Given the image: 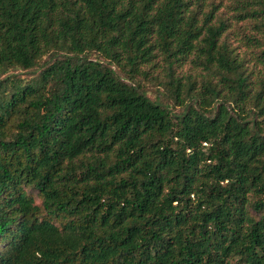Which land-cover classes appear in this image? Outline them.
<instances>
[{"label":"trees","instance_id":"16d2710c","mask_svg":"<svg viewBox=\"0 0 264 264\" xmlns=\"http://www.w3.org/2000/svg\"><path fill=\"white\" fill-rule=\"evenodd\" d=\"M9 71L0 264H264V0H0Z\"/></svg>","mask_w":264,"mask_h":264},{"label":"rangeland","instance_id":"374dc122","mask_svg":"<svg viewBox=\"0 0 264 264\" xmlns=\"http://www.w3.org/2000/svg\"><path fill=\"white\" fill-rule=\"evenodd\" d=\"M225 1H228V0H224ZM235 45H238V44H235ZM233 45V46H235ZM239 46H242V49L239 51L241 52L242 50H245V46H243L241 43L239 44ZM13 72L12 71H9L8 73H5L3 75H0V79H3L5 78L6 76L12 74ZM14 74H20L19 72H15ZM38 74L35 73L34 75L31 74H24V73H21V78H26V79H31V78H34L36 77ZM141 83L144 84V88L145 90H147L149 92V96L152 97L153 95L156 94L155 91H159V90H162L161 88L158 89L157 87H155V85L153 83H150V82H147V81H142ZM180 111V108H173V112L175 113H178ZM9 126V125H8ZM6 129H8V132L11 134L12 133V129H13V126L11 125L10 127H7Z\"/></svg>","mask_w":264,"mask_h":264}]
</instances>
